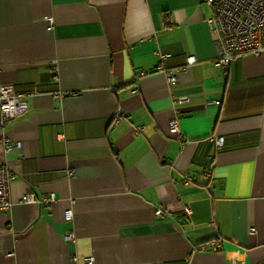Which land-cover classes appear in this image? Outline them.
Wrapping results in <instances>:
<instances>
[{
    "label": "crops",
    "instance_id": "0c3cea01",
    "mask_svg": "<svg viewBox=\"0 0 264 264\" xmlns=\"http://www.w3.org/2000/svg\"><path fill=\"white\" fill-rule=\"evenodd\" d=\"M209 14L202 0H0V84L27 105L0 126V264H264V53L216 65Z\"/></svg>",
    "mask_w": 264,
    "mask_h": 264
},
{
    "label": "built area",
    "instance_id": "2783aa9c",
    "mask_svg": "<svg viewBox=\"0 0 264 264\" xmlns=\"http://www.w3.org/2000/svg\"><path fill=\"white\" fill-rule=\"evenodd\" d=\"M209 8L210 14L206 18V23L211 31L216 33V56L213 62L226 68L230 61L237 55L241 54H261L264 53V0H202ZM50 23V21H48ZM168 57L166 53L158 54L160 62L157 64L159 71H162L167 81L173 82L175 74L170 70H163L161 61ZM196 62L193 55L186 57L183 69ZM27 109L21 95L14 90L11 84H0V126L8 119H14L23 114ZM143 126L136 127V131L140 132ZM168 129L173 134H179L180 129L177 117H173L168 122ZM63 138V136H60ZM214 143L221 146L223 137L215 136ZM13 145L20 147V142L15 141ZM12 145L4 141V148L7 150ZM208 171V170H207ZM209 172V171H208ZM73 171L70 170L68 175L71 176ZM11 177L9 169L0 164V211L8 209L9 202L7 200V184ZM55 196L50 193L41 199H37L32 193L25 194L21 197L22 202H35L44 205L49 209L54 202ZM188 211V210H186ZM156 214H161V210L157 209ZM65 221L72 219V210L66 208L63 212ZM65 241H73L74 236L71 231H67L62 235ZM213 250L219 248L218 244L212 246ZM76 257H72V263H76ZM83 264H93L92 257L83 258Z\"/></svg>",
    "mask_w": 264,
    "mask_h": 264
}]
</instances>
